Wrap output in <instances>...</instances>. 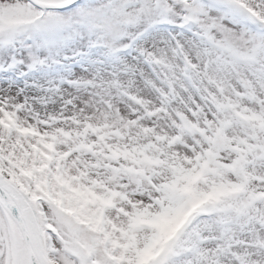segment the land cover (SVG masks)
<instances>
[{"label":"snow or ice","instance_id":"6c2138e0","mask_svg":"<svg viewBox=\"0 0 264 264\" xmlns=\"http://www.w3.org/2000/svg\"><path fill=\"white\" fill-rule=\"evenodd\" d=\"M0 264H264V0H0Z\"/></svg>","mask_w":264,"mask_h":264}]
</instances>
